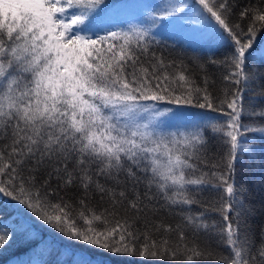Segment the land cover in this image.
<instances>
[{
    "label": "snow or ice",
    "instance_id": "1",
    "mask_svg": "<svg viewBox=\"0 0 264 264\" xmlns=\"http://www.w3.org/2000/svg\"><path fill=\"white\" fill-rule=\"evenodd\" d=\"M235 7V0H0V209L11 212L0 220V250L18 237L35 245L19 264H47L55 250L58 264L68 257L106 264L105 253L117 264L122 257L264 264V237L257 246L253 206L235 182L245 157L264 169V144L248 136L264 138V107L244 102L259 80L248 63L264 58V49L252 51L264 0L241 8L246 30L231 22ZM176 33L231 47L209 61L224 69L221 95L206 73L198 84L184 61L159 53L157 34ZM69 189L81 192L75 203ZM163 212L179 219L166 223L157 218ZM202 233L216 246L208 239L201 247Z\"/></svg>",
    "mask_w": 264,
    "mask_h": 264
},
{
    "label": "trees",
    "instance_id": "2",
    "mask_svg": "<svg viewBox=\"0 0 264 264\" xmlns=\"http://www.w3.org/2000/svg\"><path fill=\"white\" fill-rule=\"evenodd\" d=\"M121 0H110V3L115 4ZM252 3L256 4L257 0H235L236 7L233 10L231 16V22H241L245 30L247 29L248 20H240V10L245 5ZM161 41L158 45L159 53H162L165 57L175 58L184 61L188 66L190 74L197 81L198 84L202 83V76L206 73L210 78V90L214 95H221V87L224 84L222 80L223 68L217 65L209 63L211 59L220 61L223 60L228 53L231 52V47L228 44L205 45L204 48H195L189 45L183 44L179 41L168 39V38H157ZM264 42V30L258 33L256 43L253 46L252 51H258ZM203 64L205 68L202 70L200 65ZM247 70L249 73L255 72L259 76L257 82H253L249 86V90L245 93L244 102L246 105L261 108L264 107V96L258 95L260 92H264V59L257 58L255 62L249 61ZM189 111L198 112L201 110L190 109ZM211 115L220 116L219 113H212ZM221 119L224 117L220 116ZM243 123L248 124L252 122V118L244 116ZM259 124L264 125V120L259 121ZM210 135V134H209ZM249 138H254L258 144H264V138H261L256 134H248ZM211 151L208 156L209 159H215V153L217 152L216 141L212 142ZM222 154V153H221ZM235 182L237 186H245L247 191L243 194L244 200L253 206L254 215L249 220L251 224V231L254 233L255 243L257 246L260 245L262 237H264V169L260 168L259 165L255 167H249L247 157L244 161L238 163L236 166ZM56 186V181H53V187ZM61 195H65V192L61 190ZM81 194L77 189H69L66 194V198H69L76 202L77 197ZM212 196L211 191H205L202 199L208 201ZM55 199V197H54ZM99 201L98 195H93L92 203L97 204ZM193 213L203 211L198 205L192 206ZM11 215V212L7 208L0 209V220H6ZM210 216L219 220L220 218L215 213H209ZM158 219H164L166 223H175L179 217L175 213L163 212L161 217ZM38 224V222H37ZM45 237L48 235V230L44 229L42 233ZM54 239L59 243L60 249L66 246V243L59 234L53 233ZM190 240L192 239L189 233ZM173 239H176L173 235ZM211 239L213 246L215 247V239L205 236L203 233L196 239V242L201 246H205V241ZM34 244H25L18 237H14L12 242L0 250V264H19L20 261H27L31 256L30 249L34 248ZM78 250H82L85 246H75ZM60 256L59 250L53 251L48 256L47 264H58V258ZM103 261L108 264H117V260H114L109 254H103L100 257ZM64 264H72V258L68 257ZM119 264H218L216 260L212 259H196L194 261H188L186 258L180 259H147L142 258H119Z\"/></svg>",
    "mask_w": 264,
    "mask_h": 264
},
{
    "label": "rangeland",
    "instance_id": "3",
    "mask_svg": "<svg viewBox=\"0 0 264 264\" xmlns=\"http://www.w3.org/2000/svg\"><path fill=\"white\" fill-rule=\"evenodd\" d=\"M150 2V0H121L118 1L115 4H136V3H147ZM132 22H137V21H132ZM117 23H121L123 25V21L122 20H118ZM111 26V25H110ZM156 38H168V39H172V40H176L179 41L183 44L189 45L191 47H195V48H204L205 45H213L215 44L214 42L208 41V42H204V41H197V40H191L186 38L185 36L181 35V34H157ZM261 49H264V42L262 44V46L258 49V51H260ZM264 59V58H261Z\"/></svg>",
    "mask_w": 264,
    "mask_h": 264
}]
</instances>
